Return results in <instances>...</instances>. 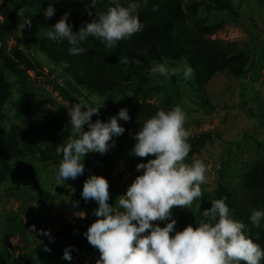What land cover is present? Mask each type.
Wrapping results in <instances>:
<instances>
[{"label": "rangeland", "instance_id": "1", "mask_svg": "<svg viewBox=\"0 0 264 264\" xmlns=\"http://www.w3.org/2000/svg\"><path fill=\"white\" fill-rule=\"evenodd\" d=\"M58 1L60 8L72 11L75 0ZM229 1L237 17L226 10L201 9L194 18L206 24L221 23V29L212 38L239 43L250 61L245 77L217 74L204 87L202 94H196L190 79L183 76V63L162 62L170 69H178L177 74L169 78L150 73L153 61L143 62L135 68L119 60L118 66L130 78L121 92L100 98L83 91L81 95L67 91L76 103L99 107V115H93L92 122L96 119L107 122L109 117L116 116L105 108L104 101H114L123 93L135 89L141 90L149 102L165 111L180 105L186 113L184 127L190 135L210 132L215 136L210 145L185 161L191 163L193 159H200L207 166L206 183L201 185L202 193L211 197L222 183L244 203H248L249 196L239 185L238 179L242 172L264 161V0ZM23 14L21 10L8 16L0 15V47L5 55L13 58L27 77L24 82L25 91L13 87L8 101L0 108L5 114V120L0 121L1 140H6L12 133L19 136L26 115L40 122L46 113H55L63 124H69L67 108L74 103L68 101L57 89L56 86L61 85L60 80L49 73L54 67L45 56L42 53L29 54L24 49L18 26L23 22ZM11 25L13 27L10 31H2ZM13 50L23 52L30 61L38 62L40 68H27L12 55ZM201 100L205 101L202 107ZM117 119L125 131L118 137L114 136V146L110 141L109 150L101 154L110 159L108 175L104 176L109 183L110 205H114L117 197L125 194L135 177L142 174V170L138 172L136 168L128 170L122 159L125 153H131L136 143L134 135L142 124H128L118 116ZM84 130H88L87 125ZM17 140L9 160L10 176L0 184V247L14 255L19 248L29 250L45 240L60 247L61 243L55 238L59 225L82 216L91 222L97 219L93 212L98 204L93 200L85 201L81 192L83 182L89 175H99L103 165L86 155L82 163L87 170L82 175L76 179L57 180L55 173L58 166L42 163L38 154L33 156L27 152L25 140ZM137 158L143 163L151 159L149 156ZM200 200L198 198L188 209L173 207L175 211L171 209L170 218L154 223L164 227L174 219L176 224L170 234L174 235L175 231H182L184 227L195 224ZM99 256V251L92 247L83 264H96ZM0 264L7 262L0 257ZM38 264L66 263L43 254Z\"/></svg>", "mask_w": 264, "mask_h": 264}, {"label": "trees", "instance_id": "2", "mask_svg": "<svg viewBox=\"0 0 264 264\" xmlns=\"http://www.w3.org/2000/svg\"><path fill=\"white\" fill-rule=\"evenodd\" d=\"M120 2L123 6L133 2L139 4L138 16L143 25L142 30L129 39L119 41L113 48L89 36L81 45L85 52L79 55L69 53L70 45L67 40L57 42L48 39L49 28L67 13L66 22L72 31L76 32L82 25L90 22L96 13L105 12L110 0H96L95 7L92 6L91 0H75L71 12L60 8L58 0H2L0 15L8 16L15 11H23V22L31 21L30 27L21 29V43L24 49L29 54L42 53L45 56L54 67L49 73L60 80L61 85L56 86L57 89L68 101L74 103L75 98L67 90L79 95L83 91L100 98L111 97L112 94L121 92L130 79L118 66V61L123 57H127L129 60L127 64L135 68L147 61L157 63L171 61L183 65L186 63L194 69V75L189 79L196 94H202L204 87L217 74L235 78L246 76L250 61L239 43L212 38L221 29V23L206 24L195 21L194 18L201 9L226 10L237 17L229 0H120ZM48 5H52L55 10L51 17L44 14V9ZM12 27L8 26L2 31L8 32ZM11 52L27 68L32 70L40 68L38 62L30 61L23 52L19 50ZM26 78L25 72L10 55H5L0 47V108L8 101L13 87L21 92L25 91ZM103 104L116 115L120 109H127L129 120H121L128 124H143L160 110L138 89L123 93L114 101L105 100ZM204 104L205 101L201 100L200 106ZM3 120L5 114L0 109V121ZM99 120L106 122L104 119ZM23 121L24 128L19 136L12 133L6 140L0 139V184L10 176L9 160L17 146V139L25 140L27 152L33 156L38 154L44 164L52 163L58 166L62 159V154H57L56 148L70 134V123L63 124L55 113L50 112L46 113L40 122L31 120L28 115ZM214 137L210 132L190 135L188 143L191 145V151L185 161L192 159L210 145ZM87 156L103 165L99 176L108 175L110 166L108 157L93 152ZM122 159L130 171H133L138 163H143L131 153H125ZM84 168L86 171L87 168ZM238 180L239 185L249 196L248 203H244L239 196L220 183L211 197L204 193L200 197L195 224L192 226H198L202 219H206L202 213L211 207L213 200L226 197L225 203L230 209V215L244 223L246 235L264 249V221L261 220L260 227H254L249 220L252 210L264 209V161L242 172ZM172 210L175 211L173 208ZM181 221L184 223L183 218ZM91 223L93 222L84 217H78L59 225L55 231V238L61 243L60 247L45 240L29 250L19 248L15 255L0 247V257L5 259L7 264H38L39 257L48 254L66 264H83L92 248L84 235ZM69 246H72L70 261L63 258L64 250ZM240 264L244 262L241 261ZM261 264H264V260Z\"/></svg>", "mask_w": 264, "mask_h": 264}, {"label": "clouds", "instance_id": "3", "mask_svg": "<svg viewBox=\"0 0 264 264\" xmlns=\"http://www.w3.org/2000/svg\"><path fill=\"white\" fill-rule=\"evenodd\" d=\"M95 3L96 0H91L93 7ZM138 8V3L123 6L120 0H110L105 12L96 13L76 32L66 22L65 13L49 28L47 37L57 42L67 40L71 55L85 52L81 45L89 36L113 48L119 41L142 30ZM54 11L53 6L48 5L44 14L51 17ZM18 26L20 30L30 27L31 21L25 20ZM120 62L127 64L129 60L123 57ZM177 72L178 69H170L166 63L154 62L150 68L151 74L169 78ZM193 75L194 69L185 63L184 78ZM98 108L79 102L67 108L71 130L65 142L56 148L57 154H62L55 173L57 180L82 175L83 158L90 152L105 154L110 141L114 146L113 137L124 133L117 116L128 121L127 109H120L107 122L99 119L92 122V116L99 115ZM186 119L185 111L176 105L167 111L158 110L140 125L131 154L154 158L136 165V170H142V174L135 177L114 205L108 203L109 183L104 177L92 174L83 182L82 198L98 204L93 212L97 219L84 233L88 243L99 251L96 264H240L241 261L261 264L264 260V249L246 235L245 224L230 215L226 197L211 202V207L202 213L206 219L198 226L188 225L174 235H170L176 224L174 219L164 227L154 223L170 218L173 207L191 208L203 194L201 185L206 183L207 166L200 159L185 162L191 151L190 133L184 127ZM262 219L264 211H251L249 220L254 227H260ZM71 247L64 250L65 260L72 259Z\"/></svg>", "mask_w": 264, "mask_h": 264}]
</instances>
